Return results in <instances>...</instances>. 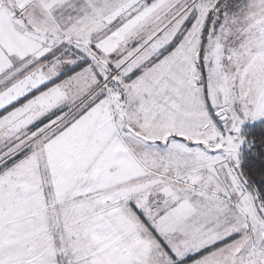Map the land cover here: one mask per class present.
Returning <instances> with one entry per match:
<instances>
[{
    "label": "snow or ice",
    "instance_id": "1",
    "mask_svg": "<svg viewBox=\"0 0 264 264\" xmlns=\"http://www.w3.org/2000/svg\"><path fill=\"white\" fill-rule=\"evenodd\" d=\"M0 264H264V0H0Z\"/></svg>",
    "mask_w": 264,
    "mask_h": 264
}]
</instances>
